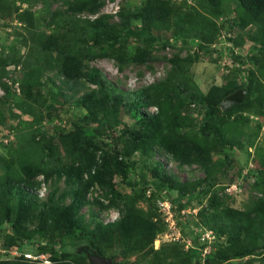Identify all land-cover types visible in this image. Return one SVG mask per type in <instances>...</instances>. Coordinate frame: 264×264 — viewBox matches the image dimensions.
Listing matches in <instances>:
<instances>
[{
    "label": "rangeland",
    "instance_id": "rangeland-1",
    "mask_svg": "<svg viewBox=\"0 0 264 264\" xmlns=\"http://www.w3.org/2000/svg\"><path fill=\"white\" fill-rule=\"evenodd\" d=\"M7 1L10 2V7L4 11L0 9V112L5 119L0 125V181L6 175L8 165L15 163L22 155L26 159L25 163L41 165L49 174L48 178L45 174L35 178L39 203L46 202L48 197L56 192V202L65 207L72 203L76 187L83 182L76 175L68 180L66 175L62 176L59 172L66 166H79L81 170L90 171L107 150L103 142L111 146L116 143L120 153L132 162L133 166L129 169L127 179H124L116 167L105 159L106 167H102L100 171L103 184L95 182L90 185L88 200L81 209V214L92 227L95 221L108 224L119 220L128 207L159 215L161 212L156 209L157 201L167 198L168 195L157 191L151 172L157 168V163H162L181 183L205 179H210L211 183L207 185V195H198L192 203L187 204L189 207L185 209L183 218L175 216L168 222L167 216L165 218L162 213L157 216L159 223L164 219L162 222H165L166 226L163 225L165 232L155 240L154 249L158 250L164 244H172L178 245V252L183 251L182 249L188 251L183 242H161L160 238L170 232L171 224L175 223L174 219L178 224L175 232L181 233L183 240L190 238L189 228L198 234L211 225L209 228L215 232L217 244L226 242L230 236L222 234L224 224L214 220L211 215V219L208 217V213L213 211L209 203L215 196L217 202L246 211L261 197L257 183L260 179L258 171L260 168L264 169V109L259 110L253 103L250 111L241 108L232 113L227 123H234L239 131L230 125H223L225 138L232 147H223L213 139L209 140L212 163L208 167V173L200 165H182L176 162L164 149L151 142L152 137L139 140L117 133L115 143H112V139L104 134L101 124L112 123L114 117L91 119L92 116L80 103L82 95L96 87L88 84L86 79L67 83L59 71L56 54L45 53L41 49L40 41L41 37L52 34L55 29L65 32L58 27L62 22L61 18L76 19L85 23L109 15V21L115 23L120 20L118 13L123 8L137 10L145 0H107L97 17L87 13H68L67 0ZM191 1L192 7L201 10L215 21L218 32L212 43H207L196 32L189 36L176 37L172 32L154 31L153 36L158 42L149 47L152 62L146 65H121L113 59L83 58L84 73L99 69L112 85L124 92L145 89L174 75L175 80L181 82L188 92L184 94L176 85L170 83L172 108L179 111L174 119L176 130L182 136L202 140L201 121L204 109L194 104L191 98L195 95L205 96L213 85L230 88L246 85V80L241 79L240 75L243 74L240 72H245L244 75L247 76L251 70H256L255 63L250 61L249 57L264 55V39L260 37L259 29L255 25L245 30L238 26L239 5L236 0H224L218 17L211 14L204 0ZM171 2L179 5L186 1ZM15 7L20 9V13L30 11L35 15V29H30L19 21L14 13ZM135 26L139 27V22H136ZM136 40L141 38L136 36L131 39L126 49L127 54L134 53ZM166 43L167 47H164ZM188 43L189 45H186ZM199 45H203V48ZM77 52L81 56L98 55L101 50L89 41L80 44ZM197 57L200 58L196 60ZM237 57L244 59L242 71L235 62ZM177 58L191 60V63L175 64L173 61ZM180 67L186 69L184 73L180 71ZM247 98L246 94L245 100ZM156 111V107L148 108L149 113L154 114ZM99 116L103 117V114L100 113ZM85 117H89V125L83 121ZM243 117L246 120H243ZM118 120L119 129L127 126L138 130L142 125L139 115L127 107L121 108ZM148 144H154V148H149ZM45 146L52 149L51 155ZM17 168L19 169L18 164ZM42 176L46 181L44 189L41 184ZM106 183H111L118 194L113 204ZM150 191L155 193L153 198L148 197ZM189 192L187 187L186 193ZM181 202L187 203L186 199ZM202 207L207 208V211L201 212ZM175 214L177 215L176 211ZM37 216L38 210L32 214L29 222H22L19 233L14 232L13 222L4 220L0 224V264H36L24 261V254L35 255V251L40 248L46 249L45 253L51 256L53 264L56 261L90 264V260L83 256V253L88 251L87 245L74 248L75 241L55 233L53 228L37 231ZM27 235L30 239L25 238ZM9 244L20 247L21 251L16 255L12 253L14 248L5 250ZM64 249L71 255L61 254ZM54 252L58 254L57 258ZM214 252L212 249V253ZM248 259L252 257L244 261ZM120 260L119 257L118 264L131 263H122ZM239 262L240 260L234 261L236 264ZM253 262L261 264L259 258H255Z\"/></svg>",
    "mask_w": 264,
    "mask_h": 264
},
{
    "label": "trees",
    "instance_id": "trees-1",
    "mask_svg": "<svg viewBox=\"0 0 264 264\" xmlns=\"http://www.w3.org/2000/svg\"><path fill=\"white\" fill-rule=\"evenodd\" d=\"M106 1L67 0V12L73 15L87 13L97 17ZM236 1L239 5L238 26L245 30L249 26L255 25L259 29L260 37L264 39V0ZM204 2L211 14L218 17L224 0H204ZM0 3L2 4L0 9L3 11L10 7V2L7 0H0ZM19 10L15 7L14 13L17 14L19 21L25 23L28 28L35 29V15L30 11L20 13ZM118 16L120 20L115 23L109 21V15H103L94 21L88 20L85 23L76 19L61 18L62 22L58 27L65 32L55 29L52 34L41 37V49L49 55L56 54L59 71L67 83H76L81 79H86L88 84L96 87L82 95L80 103L92 116L91 119H103L105 116L114 117L112 123L101 124L104 134L106 133V137L112 139V143H115L117 133L139 140L152 137L151 142L164 149L176 162L182 165H200L208 173V167L212 163L209 140L213 139L223 147L233 146L226 140L223 132V125H230L239 131L238 126L234 123H227V119L231 117L232 113L241 108L250 111L253 103L259 110L264 109V55L249 57V60L255 63L256 70H251L247 76L241 69L244 59L235 58V62L242 71L240 73L243 74L240 77L242 80H246L244 83L246 85L243 87L230 88L229 86L213 85L205 96L195 95L191 98L194 104H198L204 109L201 121L202 140L185 137L180 135L175 127L174 119L179 111L172 108L170 83L176 85L184 94L188 92L181 82L175 80L174 75L166 81L145 89L124 92L112 85L99 69L84 73L83 58L113 59L121 65H146L153 60L149 47L158 42V39L153 36L154 31L172 32L176 37L189 36L196 32L207 43H212L218 32L215 21L187 2L178 5L171 0H145L142 7L137 10L123 8ZM136 22H139V27L135 26ZM136 36H139L141 40H136L137 45L134 53L127 54L126 49L131 43V39ZM89 41L100 48L101 53L84 56L77 54L80 44ZM167 44H164V47H167ZM105 46L109 48L107 49ZM199 47L203 48V45H199ZM262 47L264 49V41ZM199 58L197 57L196 60ZM173 62L184 65L191 63V60L177 58ZM185 70L180 67V71L183 73ZM239 89H244L248 98L244 103L223 112L221 103ZM152 106L157 108L154 114L148 112V108ZM123 107L129 108L139 115L142 123L140 129L127 126L119 129L118 114ZM100 113L103 114V117L99 116ZM243 120L246 118L243 117ZM4 121V115L0 112V125ZM83 121L87 125L90 124L89 117H85ZM103 143L107 147L103 155L105 158L97 161L90 171L81 170L79 166H66L59 172L62 176L66 175L68 180L76 175L83 182L76 187L72 203L65 207L56 202V192H53L46 202L39 203L36 193L38 184L35 182V178L40 174L49 177L43 166L25 163L26 159L22 155L15 160V163L12 162L8 165L6 175L0 181V224L4 220L13 222L14 232L19 233L22 222L24 220L29 222L32 214L38 210L37 231L53 228L55 233L68 236L75 241L74 248L87 245L88 251L84 252L83 256L88 259V253H90L108 257L113 260L114 264H118L119 257L122 263L131 262L129 264H201L200 248L203 247L199 242L198 234L190 228L188 235L193 247L187 249L188 251L182 249L183 251L178 252V245L172 244H164L160 249H154L155 240L165 232L164 226H166L165 222H162L164 219H161L162 226L157 220V216L161 215L160 212L159 215H154L136 207L130 209L126 207V212L119 220L108 224L95 221L94 227L85 219V216L81 214V209L88 200L90 185L95 182L103 184L100 180L102 174L100 171H102V167H106L105 159L116 167L124 179H127L129 169L133 166L132 162L126 160L120 153L116 143L112 146L109 143ZM153 145L148 144L151 149L154 148ZM251 145L253 146L254 143ZM45 149H49L48 153L51 155L52 149L49 146H45ZM4 162L8 163L6 160ZM258 172L260 179L257 183V190L261 197L249 210L242 211L226 206L217 202L216 197L212 195L209 204L212 205L213 211L208 213V217L211 219L212 216L214 220L224 224L225 229L222 234H227L230 238L221 245L215 242L213 247L215 252H211L207 257V264H236L235 260H240L238 264H254L255 258H259L261 264H264V169L260 168ZM151 177L156 182L157 191L168 195L164 199H169L172 202L178 218H183L182 211L189 207L187 204L192 203L196 196L208 194L207 185L211 183L210 179L181 183L174 174L167 171L162 163H157V168L155 167L151 172ZM105 185L112 196L111 204H113L114 198L118 194L111 183ZM187 187H189V193H186ZM150 194L149 198L155 196V193H151V191ZM183 199H186L187 203L181 202ZM158 201L156 209L160 211ZM101 204L104 205V203ZM204 208L202 207L200 211H207V208ZM209 227L211 228V225L208 226V230L213 231ZM25 238L30 239V236L27 235ZM6 246L5 250L10 251L14 248L21 251L20 247L17 248L10 244ZM45 252L44 248L35 251L37 254ZM61 254L71 255L66 249L61 251ZM54 255L57 258L58 254L54 252ZM249 257L252 259L244 261ZM24 261L30 262L25 259ZM54 264L69 263L56 261Z\"/></svg>",
    "mask_w": 264,
    "mask_h": 264
},
{
    "label": "built area",
    "instance_id": "built-area-1",
    "mask_svg": "<svg viewBox=\"0 0 264 264\" xmlns=\"http://www.w3.org/2000/svg\"><path fill=\"white\" fill-rule=\"evenodd\" d=\"M189 5H192L193 2L191 0H185ZM41 184L43 189L46 186V181L45 178L42 176L41 177ZM148 195L150 196V192H148ZM158 205H159V210L160 212L165 216H167V221L169 222L170 220H172L175 216H177L175 214L174 211V206L172 204V202L169 199H164V200H159L158 201ZM185 213V210L182 211V215ZM175 223L171 224V229L169 233H165L163 235L161 239V242H171V243H179V242H183L186 245V249H189L191 247H193V243L191 241L190 238H188V240H183L181 239V233L177 234L175 231L177 229V222L174 219ZM199 236V242L201 243V246L203 248H200L201 250V264H207V257L211 254L213 246L216 242V235L213 233V231H210L208 229L203 230L201 233H198ZM182 240V241H181ZM160 242V243H161ZM158 248V247H157ZM18 252H20L19 250L13 251V254H18ZM26 260L30 261V262H36V264H52L53 261L50 255L46 254V253H41V254H32V253H26L24 254Z\"/></svg>",
    "mask_w": 264,
    "mask_h": 264
},
{
    "label": "water",
    "instance_id": "water-1",
    "mask_svg": "<svg viewBox=\"0 0 264 264\" xmlns=\"http://www.w3.org/2000/svg\"><path fill=\"white\" fill-rule=\"evenodd\" d=\"M246 91L244 89L237 90L235 93L229 95L221 103V109L223 112H227L235 105L244 103L246 98ZM88 257L91 264H114L112 259L102 257L100 255H93L88 253Z\"/></svg>",
    "mask_w": 264,
    "mask_h": 264
}]
</instances>
